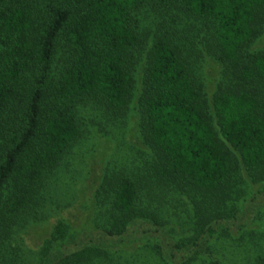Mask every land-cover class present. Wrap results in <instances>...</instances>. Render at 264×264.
Here are the masks:
<instances>
[{
  "label": "trees",
  "instance_id": "obj_1",
  "mask_svg": "<svg viewBox=\"0 0 264 264\" xmlns=\"http://www.w3.org/2000/svg\"><path fill=\"white\" fill-rule=\"evenodd\" d=\"M190 29L206 39L203 51L180 34ZM263 33L264 0H0V264H21L14 229L80 139L78 106L96 101L121 118L137 91L151 157L137 176L104 177L103 233L120 238L136 222L166 232L160 204L168 198L185 201L195 220L173 248L195 246L213 226L225 231L246 180L264 183V49L254 48ZM205 57L220 66L210 96L197 76ZM69 230L54 227L37 264L111 261L94 244L51 251ZM206 244L207 264H223Z\"/></svg>",
  "mask_w": 264,
  "mask_h": 264
},
{
  "label": "rangeland",
  "instance_id": "obj_2",
  "mask_svg": "<svg viewBox=\"0 0 264 264\" xmlns=\"http://www.w3.org/2000/svg\"><path fill=\"white\" fill-rule=\"evenodd\" d=\"M151 25V20L144 21V27L149 29ZM208 31L206 25L207 39ZM180 34L198 44L202 41L204 44H199L198 49L205 48L206 39H202L203 34L197 30ZM254 46L258 51L264 49V33ZM198 67L197 76L210 96L219 79L220 66L205 57ZM140 75L138 68L137 90ZM137 96L138 91L128 113L121 118L106 113L96 101L78 106L75 117L81 131L80 139L47 181L43 202L25 218V224L14 229L11 245L16 248L20 263L37 264L46 240L62 221L69 226V239L54 244L51 251H75L88 244L108 249L111 261L97 264H207L208 254L202 252L205 242L213 258L223 264H255L257 257H264V183L253 184L246 180L248 188L246 196L238 203L237 219L223 221L221 226L226 229L223 232L213 226V233L201 235L195 246L173 248L174 242L192 236L195 221L190 212L187 214L190 207L186 202L178 205L175 198L160 204L164 219L169 221L166 232L161 233L151 224L136 222L120 238L103 233L101 225L109 199L107 191L105 195L101 193V200L97 196L104 177L123 172L137 176L143 163L151 157L139 133ZM142 229H148V234L144 235ZM158 245L161 246L160 254L156 252ZM189 257L197 260L190 262Z\"/></svg>",
  "mask_w": 264,
  "mask_h": 264
}]
</instances>
